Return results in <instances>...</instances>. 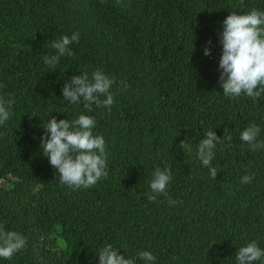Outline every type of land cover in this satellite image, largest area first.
I'll list each match as a JSON object with an SVG mask.
<instances>
[{
  "label": "trees",
  "instance_id": "16d2710c",
  "mask_svg": "<svg viewBox=\"0 0 264 264\" xmlns=\"http://www.w3.org/2000/svg\"><path fill=\"white\" fill-rule=\"evenodd\" d=\"M254 8L264 0H0V98L14 101L0 126V226L27 240L0 264H99L106 245L136 264L141 251L155 264H236L240 247L264 250V149L240 140L255 124L264 141V94L229 98L219 81L222 22ZM76 32L74 55L47 66L52 41ZM96 70L116 80L111 111L64 100L71 77ZM81 114L105 139L108 175L73 190L59 184L41 138L52 117ZM225 129L233 139L217 143L212 179L197 146ZM185 140L191 153L178 148ZM157 168L171 169L177 203L147 199Z\"/></svg>",
  "mask_w": 264,
  "mask_h": 264
},
{
  "label": "clouds",
  "instance_id": "9594fccd",
  "mask_svg": "<svg viewBox=\"0 0 264 264\" xmlns=\"http://www.w3.org/2000/svg\"><path fill=\"white\" fill-rule=\"evenodd\" d=\"M120 3V0H117ZM223 31L220 33L222 54L219 61L220 87L223 95L229 98H238L246 95L253 100L264 94V11L253 9L247 14H238L232 11L222 22ZM78 32L71 36L64 35L58 40H53L51 47L56 50V55H45L44 63L50 68L59 64L60 58L74 53L70 49L73 42H79ZM211 45V41L208 42ZM204 55L210 56L209 47L204 49ZM115 78H110L102 71L96 70L91 74L87 72L71 77L70 83H66L62 89L64 100L71 104L83 103L84 107L92 110V105L104 107L111 111L114 104V96L111 91L115 85ZM123 83V82H122ZM125 89L127 85H124ZM105 97V99H101ZM13 100L0 98V126L10 119V108ZM96 125L94 118L81 114L77 119L69 122L67 119L59 120L52 117L43 126L44 136L41 138V151L57 170L59 184L67 185L73 190L88 189L95 186L101 179L106 178L107 152L103 136L94 135ZM260 128L252 124L240 133V140L246 143L252 151L264 149V141H257ZM229 142L233 137L228 129H225L223 139L217 137L212 130L206 132L200 140L196 156L203 166L209 168L212 179L217 177V169L211 167L215 156L217 143ZM185 153L192 152L191 144L185 140L178 145ZM171 169L161 170L157 168L150 181V192L147 199L157 202L159 195L168 197L167 187L171 182ZM254 176L244 175L241 183H251ZM168 203L173 201L168 197ZM27 244L26 238L16 231H6L0 226V258L10 260L13 255L20 252ZM99 264H136L134 258H125L119 254V250L111 245L102 247L98 253ZM144 264H155L156 257L149 251H141L137 254ZM236 264H254L264 259V250L256 242H250L238 249Z\"/></svg>",
  "mask_w": 264,
  "mask_h": 264
},
{
  "label": "rangeland",
  "instance_id": "374dc122",
  "mask_svg": "<svg viewBox=\"0 0 264 264\" xmlns=\"http://www.w3.org/2000/svg\"><path fill=\"white\" fill-rule=\"evenodd\" d=\"M55 240V238L51 239V242H53ZM54 243V242H53ZM56 245H57V240H56Z\"/></svg>",
  "mask_w": 264,
  "mask_h": 264
}]
</instances>
